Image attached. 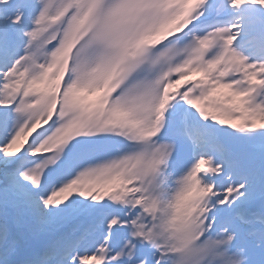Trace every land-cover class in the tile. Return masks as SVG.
<instances>
[{
    "label": "snow or ice",
    "instance_id": "6c2138e0",
    "mask_svg": "<svg viewBox=\"0 0 264 264\" xmlns=\"http://www.w3.org/2000/svg\"><path fill=\"white\" fill-rule=\"evenodd\" d=\"M0 264H264V0H0Z\"/></svg>",
    "mask_w": 264,
    "mask_h": 264
}]
</instances>
